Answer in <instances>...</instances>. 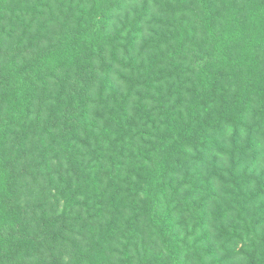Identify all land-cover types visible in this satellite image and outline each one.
Returning <instances> with one entry per match:
<instances>
[{"label": "trees", "instance_id": "trees-1", "mask_svg": "<svg viewBox=\"0 0 264 264\" xmlns=\"http://www.w3.org/2000/svg\"><path fill=\"white\" fill-rule=\"evenodd\" d=\"M0 264H264V0H0Z\"/></svg>", "mask_w": 264, "mask_h": 264}]
</instances>
